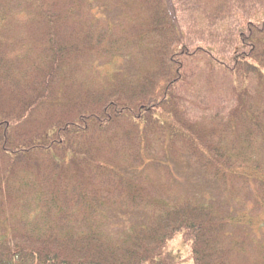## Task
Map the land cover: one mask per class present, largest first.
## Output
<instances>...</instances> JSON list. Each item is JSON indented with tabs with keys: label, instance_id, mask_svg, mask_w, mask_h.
I'll list each match as a JSON object with an SVG mask.
<instances>
[{
	"label": "trees",
	"instance_id": "1",
	"mask_svg": "<svg viewBox=\"0 0 264 264\" xmlns=\"http://www.w3.org/2000/svg\"><path fill=\"white\" fill-rule=\"evenodd\" d=\"M263 230L264 0H0V264H264Z\"/></svg>",
	"mask_w": 264,
	"mask_h": 264
},
{
	"label": "rangeland",
	"instance_id": "2",
	"mask_svg": "<svg viewBox=\"0 0 264 264\" xmlns=\"http://www.w3.org/2000/svg\"><path fill=\"white\" fill-rule=\"evenodd\" d=\"M195 7V5L192 6V8L194 9ZM179 180V182L182 184L192 185L193 191L196 190V192H198L200 189L206 190L204 185L199 184L200 182L198 183V179L193 171L188 174H181ZM234 205H237V203H234ZM114 223H116V221H114ZM166 244L167 253L169 252L177 261L181 262V264H189L191 262L189 245L182 240L180 233L174 235V237H172Z\"/></svg>",
	"mask_w": 264,
	"mask_h": 264
}]
</instances>
